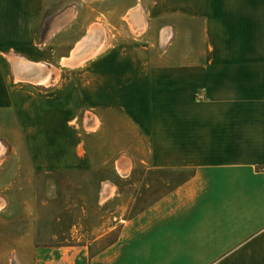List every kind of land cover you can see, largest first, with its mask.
Segmentation results:
<instances>
[{"label":"crops","instance_id":"crops-1","mask_svg":"<svg viewBox=\"0 0 264 264\" xmlns=\"http://www.w3.org/2000/svg\"><path fill=\"white\" fill-rule=\"evenodd\" d=\"M98 1L0 0V128L31 172L86 170L88 144L121 138L113 175L135 161L164 188L111 242L28 244L26 264H264V0H122L104 40ZM84 39L100 44L71 56Z\"/></svg>","mask_w":264,"mask_h":264},{"label":"rangeland","instance_id":"rangeland-1","mask_svg":"<svg viewBox=\"0 0 264 264\" xmlns=\"http://www.w3.org/2000/svg\"><path fill=\"white\" fill-rule=\"evenodd\" d=\"M128 3L130 2L122 0L92 2L93 6L98 4L100 10L109 9L114 13L99 18L102 40L109 30H113V26L122 29L121 24L118 25L117 13ZM90 5V1L83 2L84 8ZM56 19L63 18L51 17V21ZM90 19L88 16L82 18L84 30L90 28ZM80 20L81 18H77L66 25L65 31L57 33L54 40L62 47L68 46L79 35ZM89 34L90 32L87 37ZM43 35L44 33H40V36ZM99 44V40L92 44L86 39L83 48L77 53L71 52V56H78L85 51L88 53L87 50L92 49L91 47L97 49ZM64 49L61 48L60 51ZM67 62L73 61L69 59ZM105 137H100L99 144L96 142L98 145L88 144V149L98 158L91 168L31 172L26 164L22 140L15 124L4 118L0 128V205L5 201L6 207L0 211V264H26L23 252L25 253L28 244L33 243H81L88 248L100 247L116 235L123 219L159 195L164 186L155 182L153 171L147 175L141 172L144 169L135 161L131 165L134 172L130 177L123 179L117 173L113 175L112 163L103 158L121 152L122 139H114L119 144L108 145ZM127 149L130 154L137 155L143 152L144 146L137 143L127 146ZM106 181L116 185V192H107L105 187L97 189L100 184H106ZM168 185L170 183L165 187Z\"/></svg>","mask_w":264,"mask_h":264},{"label":"bare ground","instance_id":"bare-ground-1","mask_svg":"<svg viewBox=\"0 0 264 264\" xmlns=\"http://www.w3.org/2000/svg\"><path fill=\"white\" fill-rule=\"evenodd\" d=\"M42 80V78H40V79H38V80H36L37 82H40Z\"/></svg>","mask_w":264,"mask_h":264},{"label":"trees","instance_id":"trees-1","mask_svg":"<svg viewBox=\"0 0 264 264\" xmlns=\"http://www.w3.org/2000/svg\"><path fill=\"white\" fill-rule=\"evenodd\" d=\"M114 238H115V236L110 241H108L107 243L111 242Z\"/></svg>","mask_w":264,"mask_h":264}]
</instances>
